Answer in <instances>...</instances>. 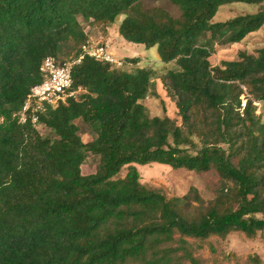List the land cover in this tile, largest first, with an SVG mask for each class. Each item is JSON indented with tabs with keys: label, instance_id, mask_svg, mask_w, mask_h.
I'll return each instance as SVG.
<instances>
[{
	"label": "trees",
	"instance_id": "1",
	"mask_svg": "<svg viewBox=\"0 0 264 264\" xmlns=\"http://www.w3.org/2000/svg\"><path fill=\"white\" fill-rule=\"evenodd\" d=\"M146 1L0 0V264H201L187 237L264 230V121L255 105L264 102V46L210 60L216 43L241 42L264 26V0H169L179 15ZM236 2L259 8L215 20ZM120 16L126 40L176 62L162 82L181 122L150 116L151 68L128 71L85 55L73 70L78 96L40 115L49 132L19 123L13 113L42 81L44 58L78 56L91 41L80 18L108 27ZM89 154L98 164L85 174ZM153 162L216 169L215 197L204 203L195 187L179 197L146 186L136 164Z\"/></svg>",
	"mask_w": 264,
	"mask_h": 264
},
{
	"label": "rangeland",
	"instance_id": "2",
	"mask_svg": "<svg viewBox=\"0 0 264 264\" xmlns=\"http://www.w3.org/2000/svg\"><path fill=\"white\" fill-rule=\"evenodd\" d=\"M147 6H163L174 15L180 14V9L169 0H147ZM258 4L236 2L222 5L216 16V21H224L238 14L252 13L257 11ZM118 20L108 27L98 25L92 20L80 18L89 39L93 42H105L110 45V49L118 58H122L125 64L119 68L128 71H134L139 67L151 68L154 71V92L150 93L143 102L148 108L150 116L168 115L181 122L176 103L168 96L165 86L162 82V76L169 69L176 68L175 61L164 62L161 60L157 46L147 48L142 43H134L126 40L119 33ZM210 38V34H205L201 41ZM264 46V26L253 33H250L241 42L234 44L216 43L215 50L210 60L213 65L219 64L223 60H233L238 57L240 51H246L251 54H257L258 49ZM61 57H65L61 55ZM138 57V62L128 61V58ZM80 90H77V96ZM245 102V100H244ZM257 113L264 121V102L255 101ZM81 126V136L84 141L92 138L91 130L84 125L81 120H76ZM39 131L43 134L49 132L44 125L39 126ZM98 156L89 154L82 164L83 173L94 172L97 168ZM140 172V180L148 187L159 189L168 196L182 197L189 193L191 187L197 188L200 197L204 203L209 202L215 197L216 189L221 181L220 174L214 168L197 172L185 168H174L167 164L153 162L147 165L136 164ZM128 170L124 166L116 177H124ZM192 203L198 205L196 200ZM189 248L192 254L200 260L201 264H264V230L258 232L255 237H249L242 231H233L226 237L212 235L205 240H197L187 237ZM176 245V243L174 244ZM181 250L177 255H181ZM181 264H191L186 258L181 259Z\"/></svg>",
	"mask_w": 264,
	"mask_h": 264
},
{
	"label": "built area",
	"instance_id": "3",
	"mask_svg": "<svg viewBox=\"0 0 264 264\" xmlns=\"http://www.w3.org/2000/svg\"><path fill=\"white\" fill-rule=\"evenodd\" d=\"M81 47L78 56L44 58L41 65L42 81L31 87L21 108L13 113L19 123H32L39 127L40 115L49 107L65 103L70 97H77V91L73 89V70L85 55L108 62L114 67L125 64L122 58L115 56L108 43L90 41Z\"/></svg>",
	"mask_w": 264,
	"mask_h": 264
}]
</instances>
